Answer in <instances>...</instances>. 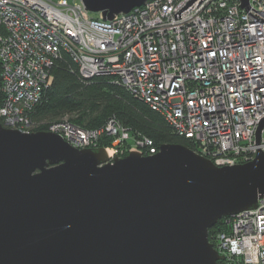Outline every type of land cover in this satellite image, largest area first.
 <instances>
[{
	"label": "built area",
	"instance_id": "obj_1",
	"mask_svg": "<svg viewBox=\"0 0 264 264\" xmlns=\"http://www.w3.org/2000/svg\"><path fill=\"white\" fill-rule=\"evenodd\" d=\"M147 0L104 20L82 1L0 0V122L35 132L31 112L53 80L63 53L84 79L111 76L134 98L159 111L193 151L218 166L264 153V0ZM46 130L71 146H98L110 158L158 148L130 134L114 116L93 130L63 117ZM109 148V149H108ZM228 217L213 248L226 264H264V197Z\"/></svg>",
	"mask_w": 264,
	"mask_h": 264
},
{
	"label": "water",
	"instance_id": "obj_2",
	"mask_svg": "<svg viewBox=\"0 0 264 264\" xmlns=\"http://www.w3.org/2000/svg\"><path fill=\"white\" fill-rule=\"evenodd\" d=\"M81 1L110 20L147 0ZM261 197L262 151L225 166L182 143L110 158L0 123V264H226L208 230Z\"/></svg>",
	"mask_w": 264,
	"mask_h": 264
},
{
	"label": "trees",
	"instance_id": "obj_3",
	"mask_svg": "<svg viewBox=\"0 0 264 264\" xmlns=\"http://www.w3.org/2000/svg\"><path fill=\"white\" fill-rule=\"evenodd\" d=\"M51 72L52 84L42 94L31 117L38 124V130H46V123L68 120L85 129L93 130L104 126L110 117H116L130 134H140L149 138L158 148L162 143L184 144L189 149L193 145L188 139L174 132L162 114L150 108L147 103L134 98L111 76H93L84 79L70 56L63 53L57 59ZM0 97V101H1ZM112 138L104 137L98 146L105 147ZM227 218H221L208 230L207 238L212 243L217 231H227Z\"/></svg>",
	"mask_w": 264,
	"mask_h": 264
},
{
	"label": "rangeland",
	"instance_id": "obj_4",
	"mask_svg": "<svg viewBox=\"0 0 264 264\" xmlns=\"http://www.w3.org/2000/svg\"><path fill=\"white\" fill-rule=\"evenodd\" d=\"M53 1H55V0H53ZM69 3H73V2H76V1H78V0H67ZM89 13V15L90 16H92V17H97V13H95V12H91V11H89L88 12ZM57 62V61H56ZM44 93V92H43ZM2 98V97H1ZM2 100V99H1ZM1 102V101H0ZM1 123V122H0ZM5 128V127H4ZM103 139V138H102ZM111 142L112 141H110V143H108V144H106L105 145V147H108V145L109 144H111ZM96 147H100V146H96ZM105 147H103V148H105ZM91 148V147H90ZM109 149V148H108ZM107 151V150H106ZM213 227V226H212ZM218 232V231H217ZM216 236V235H215Z\"/></svg>",
	"mask_w": 264,
	"mask_h": 264
},
{
	"label": "bare ground",
	"instance_id": "obj_5",
	"mask_svg": "<svg viewBox=\"0 0 264 264\" xmlns=\"http://www.w3.org/2000/svg\"><path fill=\"white\" fill-rule=\"evenodd\" d=\"M107 155H108V157L111 155V152H110V150H107ZM236 215V214H235ZM211 243V242H210ZM212 244V243H211ZM212 247H213V244H212Z\"/></svg>",
	"mask_w": 264,
	"mask_h": 264
}]
</instances>
